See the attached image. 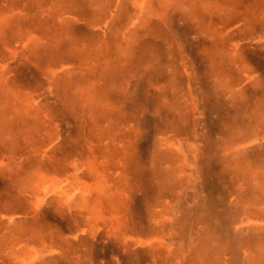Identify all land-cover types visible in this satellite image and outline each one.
Returning a JSON list of instances; mask_svg holds the SVG:
<instances>
[{"label":"rangeland","instance_id":"obj_1","mask_svg":"<svg viewBox=\"0 0 264 264\" xmlns=\"http://www.w3.org/2000/svg\"><path fill=\"white\" fill-rule=\"evenodd\" d=\"M140 1L99 2L104 35L43 19L40 60L0 3V264H264V0ZM223 38L217 98L194 50Z\"/></svg>","mask_w":264,"mask_h":264},{"label":"crops","instance_id":"obj_2","mask_svg":"<svg viewBox=\"0 0 264 264\" xmlns=\"http://www.w3.org/2000/svg\"><path fill=\"white\" fill-rule=\"evenodd\" d=\"M27 3L26 7H19L18 6H14V7H6L4 8L5 10L12 8L11 11H13V13L11 14L12 19L15 20V23L13 25H11L12 29H15L16 27L19 29H22L24 31L25 34H32V36L36 37V42L31 45L29 43V45L25 46L23 45V42H19L16 45H14V47H19V49H24L33 53H36L38 51H42L44 46H48L44 36L47 35H52V32L50 30H43L46 27H40L39 22H44L42 21L43 19L47 18V23L48 21H54V22H49L50 25H55L54 23L56 22L58 25L64 24L66 25V30L62 33V35L65 34H79V35H84V36H97V35H104L105 34V28L107 27L108 24V20L109 18L113 15V10H108V8H104L103 10L101 9H96L95 7L97 6V4L99 2H102V0H77L78 2L76 3L75 6V11L78 10V5L80 3L84 4L85 7L83 6V10H81V12L78 10V12L80 13H76V12H72L69 11L70 9L65 8V10L67 11H63L61 13H57V10L59 9V7H61L63 10V6H61L60 2H58V0H42V2L40 3V5H38L39 1L36 3L34 0H25ZM240 0H234L232 4H242V2H238ZM252 0H247V4L250 2L251 3ZM15 3V0H0V3L2 5H5L7 3ZM144 2V0H141L139 3V5H141ZM208 4L209 5V9L211 7L213 8H218L221 7V5L223 7H226L225 4L223 3V0H204L203 4ZM13 6V5H12ZM149 5L148 7L146 6V10L143 11V13L146 14V12L149 10ZM234 12L236 11V8H234ZM4 10V11H5ZM45 11H47V13H45ZM67 13V15H73L74 16V20L72 21H67L64 20L63 22H60L63 20V16ZM84 12H87L88 16L85 15L84 16ZM104 14L102 18L99 17L98 14ZM257 11H253L252 13H254ZM44 13V15L42 14ZM48 13L50 14V17H46V15H48ZM141 13V12H140ZM262 13V12H261ZM41 14L43 15L41 17ZM98 15V16H95ZM259 15H257L258 17ZM261 17V16H260ZM259 17V18H260ZM80 19H84L85 22L83 21H76V20H80ZM94 20V22H93ZM30 21H34V23L38 24V27H36L35 25H31ZM71 26H70V24ZM77 22V23H76ZM100 22V23H99ZM19 23V24H18ZM68 23V24H67ZM18 24V25H17ZM140 24V23H139ZM17 25V26H16ZM24 25V28H23ZM16 26V27H15ZM74 26L75 28L80 29L79 31L75 30V31H69L71 29V27ZM107 29V28H106ZM261 32H259L257 35H259ZM28 35V36H29ZM264 35V34H263ZM215 36H218V41H220V37L221 33H216ZM17 37V36H16ZM44 38V39H43ZM41 42V44L39 43ZM46 43V45H45ZM82 44H79L78 46H81ZM66 47V51L70 49V47L68 45H64ZM263 47L264 48V43H255L253 45V47ZM252 47V48H253ZM195 50L194 52H196V58L197 60H200L202 65L201 66H197V72L199 74V77L202 76V78H206V81L208 79V82L212 83H217L218 84V93L219 95L216 96L217 98L224 97L223 95L220 94H226L228 92H226V61L228 59V55L231 56V60L236 61V60H241V51L243 50V46L241 43H232L228 44L224 42V38L222 39V42H213L211 44H198L195 45ZM258 48V49H259ZM13 49V48H12ZM17 50V49H16ZM254 50V49H252ZM44 52L46 51L45 49L43 50ZM264 53V49L262 51ZM39 53V52H38ZM35 57L37 58V53L35 54ZM247 61H251L254 59V56H247ZM262 58H264V56H262ZM39 59V58H37ZM40 60V59H39ZM78 61H76L77 63ZM67 67V66H66ZM236 68V67H235ZM69 69H66L67 72ZM233 76L236 79H240L242 80L244 78L243 75L239 74L238 72L234 71ZM246 82H251L249 81V76L246 75ZM263 90V88H262ZM264 91V90H263ZM226 96V95H225ZM264 188V187H263Z\"/></svg>","mask_w":264,"mask_h":264},{"label":"bare ground","instance_id":"obj_3","mask_svg":"<svg viewBox=\"0 0 264 264\" xmlns=\"http://www.w3.org/2000/svg\"><path fill=\"white\" fill-rule=\"evenodd\" d=\"M237 134V133H236ZM234 148V147H233ZM47 178L44 180V179H42V183H48L49 182V180H47ZM263 187H264V180H263ZM49 189H50V191L52 192H54V193H56V201L57 202H59V203H62V198H63V196H65L66 195V191H64L63 190V188L61 187V181H50V184H49V187H48ZM86 188V187H85ZM73 188H71V190H72ZM70 190V191H71ZM84 190V189H83ZM85 191V190H84ZM87 191V190H86ZM77 192H79V191H77ZM87 193V192H86ZM45 195H47V193L45 194ZM119 195V194H118ZM117 195V196H118ZM72 196V195H71ZM115 196V195H114ZM45 198H47V197H45ZM115 200V199H114ZM113 200V201H114ZM117 200H119V198L117 199ZM118 202V201H117ZM114 203V202H113ZM10 208V207H9ZM252 214H255V212H253ZM251 214V215H252ZM264 216V215H263ZM247 221H251L250 219H248L247 218ZM0 223H4V219H2L1 221H0ZM206 236H209V233H207L206 234ZM207 238V237H206ZM206 240V239H205ZM204 242H206V241H204ZM195 244V243H194ZM200 245V243L199 242H196V244H195V246L196 247H200L199 246ZM207 245V244H206ZM192 246H194L193 244H192ZM202 247V246H201ZM196 249H198V248H196ZM207 252V251H206ZM216 252V251H215ZM198 253V252H197ZM200 253H202V252H200ZM214 253V252H213ZM208 254V253H207ZM210 254V253H209ZM201 255V254H200ZM206 255V254H205ZM204 255V256H205ZM207 256V255H206ZM208 256H211V255H208ZM207 259H208V257H206ZM206 262L207 261H205V264H206ZM187 264V263H186Z\"/></svg>","mask_w":264,"mask_h":264}]
</instances>
